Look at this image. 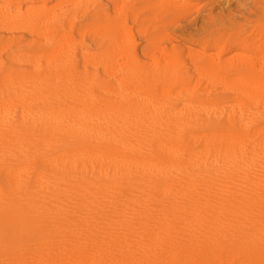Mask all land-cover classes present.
<instances>
[{"label":"bare ground","instance_id":"6f19581e","mask_svg":"<svg viewBox=\"0 0 264 264\" xmlns=\"http://www.w3.org/2000/svg\"><path fill=\"white\" fill-rule=\"evenodd\" d=\"M129 1L127 3H129ZM48 2H50V1L48 0ZM104 2H103V4H104ZM260 2H262V1L261 0H254V7H253L254 9L250 8V11L252 12L251 9H253L256 13L258 11L264 12V4L259 5ZM83 3H85V2H83ZM96 3H97V0H96ZM193 3L188 1V0H138V5H140L142 7L146 6V7L150 8L152 6V7L159 8L160 10L161 9L166 10L163 13L162 19H164L166 21L169 20V21H167L168 23L165 21L166 24L162 23L163 24L162 26L160 25L162 28H165V29L167 26L172 25L174 21L183 20L184 18H186L187 16L192 14L194 12L192 7L195 4V3L194 4ZM22 4L23 3H21V5ZM108 4H111V3H108ZM92 5H93V3H92ZM100 5H101V3H100ZM22 6H24V4ZM47 6L48 5H46V7ZM105 6H108V5L105 4ZM110 6H112V5H110ZM15 7H18V6H15ZM84 7H85V5H84ZM196 8H195V10H196ZM105 9H106V7H105ZM123 9H124L123 11H125V8H123ZM100 10H101V8H100ZM120 10L122 12V9H120ZM140 10H142V9H140ZM148 10H146V11H148ZM79 11H77V12H79ZM82 11H83V9H82ZM68 12H69V10H68ZM88 12H89V10H88ZM92 12H94V11L92 10ZM115 12H116V10H115ZM241 12H242V10H240V14H241ZM107 13H109V12H107ZM56 14H58V13L56 12ZM69 14L72 15V12ZM252 14H253V12H252ZM17 15H19V14H17ZM135 15H137V14H135ZM109 16H110V14H109ZM113 16H115V15H113ZM62 17H64V15ZM122 17L123 18L121 21V25H122L121 29L124 28V30H125V25L127 24L130 17L127 14L122 15ZM220 17H218V18H220ZM256 17L258 18V16H256ZM89 18H87V19H89ZM132 18H133V16H132ZM189 18H190V16H189ZM195 18H196V16H195ZM156 19H158V17ZM187 19H188V17H187ZM243 19L244 18H242V20ZM59 20L60 19H58L56 21H59ZM132 20H134V19H132ZM68 21H69V19H68ZM73 21H74V18H73ZM107 21H109V20H107ZM139 21L141 22V20H139ZM219 21H220V19H219ZM222 21H223V19H222ZM153 22H154V20H153ZM228 23H230V22H228ZM84 24H86V23H84ZM147 24L148 23H146V25ZM68 25H70V24H68ZM71 25H72V23H71ZM146 25H145V27H146ZM238 25L239 24H237V26ZM94 26L96 27V24ZM98 26H99V24H98ZM108 26H110V25H108ZM150 26H152V24ZM57 27L59 29L60 26H57ZM128 27H130V25ZM217 27H219V26H217ZM34 28H35V26H34ZM79 28H82V27H79ZM104 28H102V29H104ZM107 28H109V27L106 26V29ZM254 28H256V27L254 26L252 30H254ZM60 29H62V28H60ZM72 29L74 30L75 28H72ZM82 29H86V28H82ZM98 29H100V28H98ZM144 29L145 28H143V30ZM137 30H139V29H137ZM154 30L155 29H153V31H150V32L152 33V32H154ZM164 30H163V32H164ZM168 30H170V29H168ZM229 30H231V29H229ZM62 31H61V34H62ZM69 31L71 32V29H69L67 32H69ZM140 31H141V29H140ZM160 32H162V31H160ZM239 32H238V34H239ZM4 33H6V32H4ZM33 33H34V31H33ZM73 33H75V32H73ZM141 33L142 32H140L139 34H141ZM207 33H210V32L208 31ZM215 33H216V31H215ZM255 33H256V31H255ZM260 33H261V30H260ZM260 33L258 32L257 34L260 35ZM6 34H8V33H6ZM102 34H104V33H102ZM113 34H114V32H113ZM163 34H161V35H163ZM227 34H229V33H227ZM65 35H66V33H65ZM86 35H88V33ZM134 35H135V32H134ZM144 35H146V34H144ZM156 35L158 36V32H157V34H155V37H156ZM221 35H222V33H221ZM259 35L257 38H259ZM261 35H262V33H261ZM93 36L95 37V35H93ZM153 36H154V34H153ZM145 37H143V39ZM169 38H170V40H173L172 37H169ZM174 38H176V37H174ZM248 38L249 37L242 39L237 44L241 45V44H245V43L249 42ZM54 39L55 38L53 36L49 37V40H50L49 42H51V43L54 42V46H55V41H53ZM80 39H82V38L80 37ZM162 39H164V38H162ZM134 40H135V37H134ZM215 40H217V39H215ZM215 40H213V41H215ZM96 41H98V40H96ZM112 41H114L113 42L114 44L110 50L108 49L110 51L109 52L110 56H109V58L106 59L107 62H105L106 60H104L105 64H108L110 69H112V71H113L112 73H109V74H106L105 76H103L104 79H106L107 81L110 80L109 83L111 82V80L114 81L113 80L114 78L116 79L115 74H113V73L122 71L125 68V66L129 65L130 62H132L133 60H135V61L137 60L136 58L134 59V57H137V56H135V48L133 47L134 44L131 43L132 39H131V42H129V39L126 42L124 41V39H121V41L124 42V44H122V45H119L118 41H115V40H112ZM161 42H160V46H161ZM167 42L168 41L166 40V43ZM45 43H47V42H45ZM163 43H165V42L163 41ZM47 44H49V43H47ZM86 44H84V47ZM131 44H133L132 47L128 48L129 46H131ZM179 44L181 45L182 42ZM207 44H208V41H207ZM157 45H159V44H157ZM180 45H178V46H180ZM210 45H211V43H210ZM218 45H219V43H218ZM185 46H186V44H185ZM46 47H48V46L46 45ZM76 48H77V46H76ZM155 48L156 47H154L153 51L155 50ZM164 48H166V47H164ZM171 48H174V50H175L174 46ZM188 48L186 46V50ZM70 49H72V48H70ZM77 49H79V48H77ZM82 49H83V47H82ZM94 49H95V47H94ZM101 49H102V47H101ZM168 49H167V51H168ZM258 49H259V45L257 43H254L253 51L258 52ZM44 50H46V48ZM79 50H81V49H79ZM39 51L41 52V50H39ZM63 51H66V50H63ZM81 51H83V50H81ZM88 51L90 52V49H88ZM91 51H93V49ZM195 51H197V50H195ZM233 51H235V50H233ZM141 52H142V50H141ZM162 52H163V50H162ZM184 52H185V50H184ZM228 52H227V54H228ZM23 53H26V52H23ZM75 53H76V51H75ZM145 53L146 52H144V55H145ZM194 53H196V52H194ZM71 54H73V53H70V56H71ZM81 54H84V53L82 52ZM94 54H95V52H94ZM163 54H164V52H163ZM237 54H241V53L237 52ZM18 55H20V54H18ZM93 55H91V56H93ZM122 55H125V58H126V60L124 62H121L120 58H119V56H122ZM139 55H140V53H139ZM177 55H178V53H177ZM177 55H173L171 57V59L168 58V59H170V61H168L165 64V66L162 70L165 71V73L166 72L171 73V77H170V79H168V83H167L168 86H170V91H168V92L173 93L174 91H178L176 96H178V94L182 96V94H183L182 92H184V90H185L186 76L185 77L182 76L184 65L181 64V61L180 62L178 61ZM180 55H178V57ZM62 56L64 58V55H62ZM96 56L97 55H95V57ZM186 56H188V55L186 54ZM193 56H191V57L193 58ZM79 57H81V56H79ZM247 57H250V56H248V54H247ZM60 58H62V57L60 56ZM73 58H76V57H73ZM94 58H93V60L95 61V63L99 62V61L95 60L97 58H95V59ZM146 58H148V57H146ZM153 58L155 59V57H153ZM158 58L159 57H157V59ZM232 58H234L233 63L231 62V63H226V64L222 65L220 62L221 61L220 60V53H218V52H217V54H213V53L207 54V53H202V52L198 53V57H197L198 60H196L194 62H198V61L201 62L202 61V63H203V61L205 60V61H207V63H204L201 67L197 64L199 67H195V71L199 75H206L207 74L209 76H212L215 78V80L217 77H220L221 80L223 82H226L227 84H228L227 81L230 77H234V79H232L234 81L247 82V83H245L247 89L244 87L245 85L242 84L243 87L245 88V90L241 91L242 92L241 95H243V97H244V95L247 94V96L245 95L247 102L249 100L251 102H253L255 104L254 106H256L257 109L259 107L263 106V112H264V83H263L264 81H262V78H264V56L261 59H255V58H252V55H251L250 58H247V59L243 58L241 60H238L237 62H235V57H232ZM7 59L8 58H6V61H7ZM77 59H82V58H77ZM149 59H150V57H149ZM227 59H226V61H227ZM102 60H103V58H102ZM102 60H100L101 61L100 63L103 62ZM16 61L18 62V60H16ZM41 62H44V61H41ZM48 62H50L49 59H48ZM83 62H85V60ZM138 62H139V60H138ZM139 63L141 64V61ZM153 63H155V62H153ZM161 63H162V61H161ZM222 63H225V62H222ZM0 64H2V63H0ZM59 64H61V63H59ZM131 65L132 64H130V66ZM141 65H139V67ZM143 65H145V64L143 63ZM7 66H9V65H7ZM28 66H29V64H28ZM86 66H88V68H89L90 65H86ZM151 66L152 65H150L149 68ZM189 66H192V65H189ZM54 67H56V66H54ZM156 67H157V65H156ZM94 68H96V67H94ZM128 68H129V66H128ZM128 68H127V70H129ZM82 69H83V63H82ZM102 69H103V67H102ZM102 69H101V71H104V69L103 70ZM73 70H75V69H73ZM144 70H146V68ZM184 70L187 71L188 69H184ZM67 71L68 70H66L65 72H67ZM147 71H148V69H147ZM147 71H145V72H147ZM45 72H46V70H45ZM45 72L43 71L44 74H45ZM47 72H48V70H47ZM69 72L70 71H68V73ZM73 72L74 71H72V73ZM80 72H79V75H80ZM106 73H108V72H106ZM170 73H169V75H170ZM245 73L256 75L258 77H255V79H247L245 81L241 80L242 79L241 77H243V75ZM47 74L48 73H46V76H47ZM92 74H94V73H92ZM187 74H185V75H187ZM191 74H192V72H191ZM53 75H55V74H53ZM73 75H75V74L73 73ZM125 75H127V74H125ZM162 75H164V74H162ZM162 75H161L160 79H162ZM48 76H50V75L48 74ZM92 76H94V75H92ZM150 76H151V74H150ZM245 76H246V74H245ZM74 77H76V76H74ZM79 77H76V78H79ZM97 77H99V76H96V78ZM139 77H141L140 74H139ZM14 78H13V80H14ZM43 78H45V77L43 76ZM43 78L40 77L39 80H42ZM52 78H53V76H52ZM52 78L50 80H53ZM56 78H57V76H56ZM66 78H67V75H66ZM86 78H87V76L85 77V79ZM100 78H102V77L100 76ZM151 78L152 77H150V80H151ZM166 78H169V76H166ZM243 78H245V77H243ZM31 79H33V78H31ZM62 79H60V80H62ZM68 79L71 80V78H68ZM73 79H75V78H73ZM87 79L91 81V79H89V78H87ZM118 79H120V78H118ZM152 79H154V77ZM39 80H37V81L41 82ZM77 80L79 82L80 79H77ZM106 80L104 81L102 78L101 81L106 82ZM156 80H157V78H156ZM196 80H198V78ZM28 81H29V79H28ZM55 81H57V79ZM58 81H59V78H58ZM97 81H98V79H97ZM161 81L163 82V86H165L166 84L164 85V80H161ZM8 82H9L8 76H4L2 79L0 77V86L5 85ZM82 82H83L82 84L85 83L84 81H82ZM86 82H88V81H86ZM144 82H145L144 83L145 86H148V87L144 86L145 87L144 91H146V92L148 91V93L151 95V97H150V95H146V92L141 90L142 88H140L141 91H138V86L135 84L132 86L131 84H129L128 81H126V83H127L126 86L123 85L122 80H118L116 82H113V84H112L113 88L111 87L112 89L109 88V90H106V91L105 90H101V91L93 90L94 87H96L100 84V83H98V84L93 83L87 87L86 92L83 91L85 93H82V92L80 93V94H82V99L80 100V103H77L81 106V108L79 110H76L77 105H74L76 102H78L77 100L79 99L78 95H76L74 97H70L68 99L58 101V102L64 103V105L67 107L65 109L61 108L62 110L60 113L55 114L56 113L55 110L54 111H49V110L46 111L45 110L46 112L43 111L38 116H33L31 114L30 110H27L26 108L23 109L24 107L21 108V106H24L26 104H30V102H28V100H26V99L23 100L22 98H21L22 99L21 100L18 97V95H16V94L11 93V92L10 93H7V92L4 93V91H3L5 96H7V97H5L4 94L0 91L1 94H3V96H4V98H1L2 96L0 95L1 96L0 97V124H1L0 125V166L1 165H5V166L7 165L8 168L5 167L6 170H11V168L14 170L13 174L11 173L9 178L7 176L2 178L3 181L8 179L10 184H12V188H13L12 192H7V190L4 189L6 187L2 188L4 190H3V193L1 196L2 205H0V208H1L0 209V224H1V227L4 228L9 233V235H7L8 237H7V241H6L8 244V255L6 256V261H4L5 264H224V263L232 264L235 262L237 257H238V259L242 258V257H243V259L246 258L245 260H248L249 258L252 257V256L249 257L251 252L249 253V251L246 249V247L248 246L249 236L244 235L242 233L231 235L230 233H227V232H230L232 230L231 232L233 234V232H234L233 230H235V229L241 230V229H246V228H248V229L254 228L255 229L256 227H259V226L264 227V136L261 137V135H260L261 132H256L254 134H251L250 131L248 130L249 128L247 127L248 123L249 122L251 123V120L254 119L253 116H255V115L252 116L253 119L248 118V120L247 119L245 120V118H243V116H242L243 114L240 115L239 113H238V116H236L237 115V113H236V115H234V116L232 115V116L228 117L229 122L233 121V122L238 123L240 125V129H241L240 131L218 132L220 129L218 131H214L211 128L213 130V132L210 130L211 133L209 132L208 134H206L203 131L202 135L194 136L192 134H195V132L192 129H194L197 125H199V128H200V126L201 127L206 126L209 123H203L202 122L199 124L198 119L195 118V116H192L193 114L192 115L188 114L187 116H185L184 110H188V108H190L191 101H188V99H186V100L185 99H181V100L177 99L174 102H170L171 103L170 104L168 100H169L171 95L169 96L168 93H167L168 95H164L165 93L163 94V97L165 99H163V98L157 99V98H155V94H154V96L152 94H153V91L158 88V85L152 83L153 81H151V83H150L149 80L144 81ZM154 82H155V80H154ZM162 82H161V84H162ZM203 82H205V81H203ZM27 83H24V84H27ZM79 83H81V82H79ZM31 84H32V82H31ZM10 85H12V84H9V86ZM16 85H18V84L16 83ZM47 85H48V83H47ZM86 85H88V83H86ZM140 85H142V84H140ZM208 85H211V84H208ZM242 85H240V86H242ZM32 86H31V88L33 89ZM45 86H46V84H45ZM79 86L81 89L82 88L81 85H79ZM84 86H85V84H84ZM222 86H223V84H222ZM36 87H37V85H36ZM61 87H63V86H61ZM99 87H100V85L98 86V88ZM192 87H193V85H192ZM217 87H219V86H217ZM228 87H226V88H228ZM209 88H210V86H209ZM216 88H215V91H216ZM222 88H221V90H217V91H222ZM226 88L225 89L223 88V89L226 91L227 90ZM251 88L253 89V92L249 91V90H252ZM51 89H53V88H51ZM57 89H59V88H57ZM80 89L77 88V90H80ZM150 89L153 91H151ZM23 90L21 91L22 93H23ZM35 90H37V89H35ZM42 90H43V88H42ZM42 90H40V91L42 92ZM92 90L94 92L97 91L98 93H102L101 95H103V97H101V98L95 97L94 95H92ZM234 90H236V89H234ZM202 91H203V89H202ZM38 92L39 91H37V94H38ZM157 92H159V90ZM190 92H191V90H190ZM207 92H209V90ZM56 93H57V91H56ZM161 93H158L156 95H158V97H159V95ZM213 93H211V94H213ZM217 93H220V92H217ZM37 94H36V96H38ZM72 94L73 93H71V95ZM186 94H187V92H186ZM205 94H207V93L205 92ZM64 95H63V97H64ZM193 96L197 97V95H193ZM26 97H27V95H26ZM51 97H53V96H51ZM51 97H49V98H51ZM153 97H154V99H153ZM194 97H192V98H194ZM233 97H235V95ZM247 97H248V99H247ZM23 98H24V96H23ZM57 98L59 99V97H57ZM183 98H185V97H183ZM187 98H188V96H187ZM202 98H204V97H202ZM230 98H232V96ZM235 98H237V96ZM249 98H251V99H249ZM161 99H163V100H161ZM198 99H200V98H198ZM243 100H244V98H243ZM246 100H244V101H246ZM166 101H168V102H166ZM198 101H200V100H198ZM206 101H207V99H206ZM208 101H210V100H208ZM211 101H212V98H211ZM217 101H220V100H217ZM224 101H226V100L224 99ZM232 101H233V99H231L230 103ZM244 101H242V102H244ZM175 102L177 104L181 105L180 110H178L179 108L177 107L178 108L177 112L175 109H174L175 111L173 110V106H172V104L176 105ZM201 102H202V99H201ZM36 104H38V103H36ZM226 104H228V103H226ZM246 104L249 107L250 104H248V103H246ZM244 105H245V103H244ZM46 106H47V104H46ZM65 106H63V107H65ZM201 106H203V105H201ZM210 106L211 105H209V107ZM212 106H216V105L213 104ZM147 107H149L150 109L148 110V112L145 113L144 111ZM203 107L205 108V106H203ZM204 108L201 107L200 110L202 111V109H204ZM229 108H231V107H229ZM232 108H234V107H232ZM243 108L245 110H249L248 108L246 109V106ZM254 108L255 107H253V111L255 110ZM34 109H36V108H34ZM193 109L195 110V108H193ZM196 109H197V107H196ZM207 109L203 111L205 115L207 114V112L205 113V111H208ZM209 109L211 110L213 108H209ZM217 109H215V110L213 109L215 112L214 111H212V112L215 114ZM223 109L221 110V112L223 111ZM190 110H188V111H190ZM137 112L141 114V116L138 119L134 118V115ZM217 112H219V111H217ZM249 112H250V110H249ZM254 112H255L254 114H256V111H254ZM64 113H66V114L67 113H76L77 115H79V119L74 120L69 115L65 116L66 114L64 115ZM148 113H149V115L151 114V116H149ZM258 113H260V112H258ZM140 114H137V115H140ZM244 114H246V113H244ZM137 115H135V116H137ZM215 115H217V114H215ZM197 116H199V115H197ZM206 117H210V115L205 116V118ZM211 117H212V115H211ZM249 117H251V116H249ZM77 118H78V116H77ZM217 118H216V120H217ZM225 118H227V117L225 116L224 119ZM135 119H137V121H134ZM202 121H204V120H202ZM207 121H210V120H207ZM207 121H205V122H207ZM254 121H255V119H254ZM199 122H201V120H199ZM215 125H216V123H215ZM197 127L195 129H197ZM257 128H259V127H257ZM261 128H259V129H261ZM152 129H157V131L159 130V132H160V133L157 132L158 137L154 140L151 138L152 137L151 133L153 132ZM256 129H255V131H256ZM250 130H251V128H250ZM190 131L191 132L193 131L192 134L190 133ZM198 131L200 132V130H198ZM206 132H208V131H206ZM263 135H264V133H263ZM51 151H53V152H51ZM46 155H48L47 159L44 160L46 163V168H44L45 171L44 172L42 171V173H43L42 174L40 172V169L38 168V163L41 159L45 158ZM41 165H42V163H41ZM2 169H3V167H2ZM5 172L6 171H4L3 174ZM8 173H10V172L8 171ZM50 179L52 181H50ZM6 184L9 185L8 183H6ZM189 220H191V227L192 228L197 227V226H202V228L204 227V228H207L210 230H214L212 232L213 233L215 232L214 233L215 235H213V234L212 235H202V236L198 235L196 237L195 236H185L183 238L170 237L167 239H163L164 237H160L162 239H158V241H156V242H158V245H155V247L150 248L148 253H146V254L143 252L144 254H142V255L139 253H134V252L127 253L125 251H122L119 247H117L120 245H116V248H119L116 251L112 249V246H113L112 243L115 240H117L114 237L115 231L117 233L119 231H121L122 229H134V231H135V229H137V228L141 229V231H148L149 229H161L163 231H168V227L170 224H177L178 226H176V227H180V225H182L185 221H189ZM261 231L262 230H260V232ZM196 232H198V231H196ZM212 232H210V233H212ZM251 233H253V232H251ZM133 235H135V234H133ZM137 236H138V234H137ZM118 238H120V237H118ZM131 238H130V243L132 241ZM127 240H128L127 242L129 243V239H127ZM257 241H259V240H257ZM121 242H123V238H122V241H119L117 243H121ZM134 242H135V240H134ZM126 243H124V244H126ZM131 245L132 244H130V246ZM160 245H162L163 247H160ZM237 246H239V247L236 249ZM234 247L237 250V252L234 251ZM161 249H163V250H161ZM253 249L255 250L256 248H253ZM136 252H138V251H136ZM257 253L260 254L259 252H257ZM240 260H242V259H240ZM247 262H249V261H247ZM247 262H244V264H247ZM250 262L254 263L255 261L254 262L250 261ZM236 263H237V260H236ZM240 264H242V263H240ZM259 264H262V263H259Z\"/></svg>","mask_w":264,"mask_h":264},{"label":"rangeland","instance_id":"374dc122","mask_svg":"<svg viewBox=\"0 0 264 264\" xmlns=\"http://www.w3.org/2000/svg\"><path fill=\"white\" fill-rule=\"evenodd\" d=\"M0 77L1 79L4 77V76H8L9 78V82L5 85H1L0 86V91L3 93L7 92V93H14L16 95H18V97L21 99H26L28 100V102H30V104H26L24 106H21V108L23 109H27V110H30L31 114L33 116H38L41 114V112H46V111H54L55 110V114L57 113H60L62 109H65L67 108L64 103L62 102H58V101H62L64 99H68L70 97H74L76 95H78V102H76L74 105H77V108L76 110H79L81 108V106L77 103H80V100L82 99V94H80L81 92L82 93H85L86 92V89L88 86H90L91 84L93 83H100V87L98 88V86L94 87L93 90H97V91H101V90H109L112 89V84L113 82H116L118 80H122V83L124 86H126V81L129 82V84H131L132 86L135 84L138 86V91H144L145 87H148V86H145V82L144 81H147L149 80L150 83L151 81H153L152 83L154 84H157L158 85V88L156 90H151L153 91V96L155 94V98H163V94L164 95H168L170 96L169 98V103L170 102H174L175 100L177 99H188V101H191V104H190V108H188V110H184L185 112V116H187L188 114H193L192 116H195V118L198 119V123H209L208 125L206 126H200L199 128V125H197V129H192L194 130L195 134H192V132L190 131V133L194 136H198V135H202L203 134V131L204 133L208 134L209 132L211 133V131L213 132L214 131H219L218 132H228V131H240V125L238 123H235L233 121H230L229 122V118L230 116H238V113L240 115L243 116V118H245V120L248 118H252L254 117L253 120H251V123L249 122L248 123V130L250 131L251 134H254L256 132H261V137L264 136L263 133H264V112H263V106L259 107L258 110L256 106H254L255 104L253 102H251L250 100L247 102L246 100V97L245 95L247 96V94L244 95H241V91L245 90L246 88V85L245 83L247 82H238V81H234L232 79H234V77H230L228 79V84L226 82H223L221 80L220 77H217L216 80L214 77L212 76H209V75H199L197 74V72L195 71V67H201L204 63H207V61H198V62H194L197 59L198 57V53H207V54H217L220 53V62L221 64H226V63H233L234 62V58L232 57H235V62H237L238 60H241V59H247V58H250L251 55H252V58H255V59H261L263 56H264V12L263 11H258L257 13L253 10L254 8V0H188L190 2H194L193 4V10L194 12L192 14H190V18L189 16L188 19L187 17L184 18L183 20H180V21H172L173 24L170 25V26H167L166 29L165 28H162L161 26L163 25L162 23L166 24L164 19H162V16H163V13L164 11L166 10H160L159 8H156V7H146V6H140L138 5V0H97V3H96V0H49L50 2H48V0H0ZM3 1V2H2ZM33 1V2H32ZM46 1V2H45ZM82 1V2H81ZM105 1V2H104ZM129 1V3H127ZM262 2L259 3V5L261 4H264V0H261ZM67 2V3H66ZM79 2V3H78ZM81 2V3H80ZM85 2V3H83ZM93 5H92V3ZM104 2V4H103ZM115 2V3H114ZM133 2V3H132ZM135 2V3H134ZM8 3V4H7ZM21 3L24 4V6L21 5ZM27 3V4H26ZM38 3V4H37ZM70 3V4H69ZM101 3V5H100ZM108 3H111V4H108ZM197 3V4H196ZM3 4V5H2ZM10 4V5H9ZM58 4V5H57ZM61 4V5H60ZM69 4V5H68ZM108 5V6H105ZM2 5V6H1ZM46 5H48L46 7ZM60 5V6H59ZM81 5V6H80ZM85 5V7H84ZM87 5V6H86ZM91 7H90V6ZM97 5V6H96ZM112 5V6H110ZM120 5V6H119ZM198 5V6H197ZM5 6V7H4ZM15 6H18V7H15ZM44 6V7H43ZM59 6V7H58ZM66 6V7H65ZM110 6V7H109ZM128 6V7H127ZM195 6V7H194ZM27 7V8H26ZM55 7V8H54ZM64 7V8H63ZM75 7V8H74ZM82 7V8H81ZM88 7V8H87ZM93 7V8H92ZM95 7V8H94ZM106 7V9H105ZM116 7V8H115ZM122 7V8H121ZM198 9H197V8ZM7 8V9H6ZM12 8V9H11ZM18 8V9H17ZM54 8V9H53ZM68 8V9H67ZM101 8V10H100ZM110 8V9H109ZM125 8V11H123ZM196 8V10H195ZM250 8H253L251 9L252 12L250 11ZM21 11H20V10ZM57 9V10H56ZM61 9V10H60ZM83 9V11H82ZM105 9V10H104ZM112 9V10H111ZM116 12H115V10ZM122 9V12L121 10ZM127 9V10H126ZM142 9V10H140ZM149 9V10H148ZM244 9V10H243ZM23 10V11H22ZM32 10V11H31ZM69 10V12H68ZM80 10V11H79ZM87 10V11H86ZM89 10V12H88ZM92 10L94 12H92ZM148 10V11H146ZM199 10V11H198ZM240 10H242L241 14H240ZM54 11V12H53ZM74 11V12H73ZM79 11V12H77ZM85 11V12H84ZM91 11V12H90ZM112 11V12H111ZM136 11V12H135ZM248 11V12H247ZM56 12L58 14H56ZM60 12V13H59ZM72 12V15L69 14ZM77 12V13H76ZM96 12V13H95ZM106 14H105V13ZM109 12V13H107ZM118 12V13H117ZM120 12V13H119ZM127 14L130 18L127 22V24L125 25V30L124 28L121 29V21H122V15H125ZM161 12V13H160ZM201 12V13H200ZM232 12V13H231ZM49 13V14H48ZM90 13V14H89ZM112 13V14H111ZM123 13V14H122ZM195 13V14H194ZM199 13V14H198ZM256 13V14H255ZM19 14V15H17ZM77 14V15H76ZM81 14V15H80ZM85 14V15H84ZM108 14V15H107ZM110 14V16H109ZM122 14V15H121ZM137 14V15H135ZM232 14V15H231ZM252 14V15H251ZM255 14V15H254ZM58 15V16H57ZM64 15V17H62ZM71 15V16H70ZM75 15V16H74ZM115 15V16H113ZM150 15V16H149ZM224 15V16H223ZM14 16V17H13ZM73 16V17H72ZM107 16V17H106ZM133 16V18H132ZM194 18H193V17ZM196 16V18H195ZM198 16V17H197ZM221 16V17H220ZM250 16V17H249ZM252 16V17H251ZM255 16V17H254ZM258 16V18L256 17ZM9 17V18H8ZM19 17V18H18ZM47 17V18H46ZM60 17V18H59ZM67 17V18H66ZM83 17V18H82ZM90 17V18H89ZM105 17V18H104ZM109 17V18H108ZM112 17V18H111ZM140 17V18H139ZM146 17V18H145ZM158 17V19H156ZM208 17V18H207ZM220 17V18H218ZM225 17V18H224ZM233 17V18H232ZM235 17V18H234ZM244 18L242 20V18ZM31 18V19H30ZM73 18H74V21H73ZM89 18V19H87ZM104 18V19H103ZM213 18V19H212ZM216 18V19H215ZM239 20H238V19ZM246 18V19H245ZM60 19L59 21H56ZM69 19V21H68ZM76 19V20H75ZM79 19V20H78ZM82 19V20H81ZM111 19V20H110ZM116 19V20H115ZM120 19V20H119ZM134 19V20H132ZM151 19V20H150ZM156 19V20H155ZM196 19V20H195ZM210 19V20H209ZM220 19V21H219ZM223 19V21H222ZM16 20V21H15ZM24 20V21H23ZM46 20V21H45ZM63 20V21H62ZM71 20V21H70ZM78 20V21H77ZM109 20V21H107ZM141 20V22L139 21ZM154 20V22H153ZM227 22H226V21ZM236 20V21H235ZM20 21V22H19ZM24 23H23V22ZM31 21V22H30ZM37 21V22H36ZM68 21V22H67ZM73 21V22H72ZM138 21V22H137ZM151 21V22H150ZM169 21V20H167ZM166 21V22H167ZM189 21V22H188ZM2 22V23H1ZM43 22V23H42ZM108 22V23H107ZM112 22V23H111ZM119 22V23H118ZM180 22V23H179ZM220 22V23H219ZM230 22V23H228ZM239 22V23H238ZM261 22V23H260ZM48 23V24H47ZM72 23V25H71ZM86 23V24H84ZM146 23H148L146 25ZM161 23V24H160ZM168 23V22H167ZM193 23V24H192ZM215 23V24H214ZM51 26H50V25ZM70 24V25H68ZM88 24V25H87ZM96 24V27L94 26ZM99 24V26H98ZM101 24V25H100ZM105 24V25H104ZM107 24V25H106ZM133 24V25H132ZM152 24V26H150ZM157 24V25H156ZM176 24V25H175ZM219 24V25H218ZM235 26H234V25ZM237 24H239L237 26ZM24 25V26H23ZM76 25V26H75ZM90 25V26H89ZM110 25V26H108ZM130 25V27H128ZM146 25V27H145ZM155 25V26H154ZM161 25V26H160ZM181 25V26H180ZM225 25V26H224ZM227 25V26H226ZM230 25V26H229ZM261 25V26H260ZM35 26V28H34ZM47 26V27H46ZM57 26H60L59 29ZM62 26V27H61ZM68 28H67V27ZM73 26V27H72ZM75 26V27H74ZM98 26V27H97ZM102 26V27H101ZM106 26L109 27L106 29ZM144 26V27H143ZM172 26V27H171ZM213 26V27H212ZM219 26V27H217ZM222 26V27H221ZM245 26V27H244ZM256 27L253 29V27ZM39 27V28H38ZM57 27V28H56ZM79 27H82V28H86V29H82V28H79ZM105 27V28H104ZM128 29H127V28ZM145 28L143 30V28ZM216 27V28H215ZM221 27V28H220ZM248 27V28H247ZM49 28V29H48ZM51 28V29H50ZM62 28V29H60ZM72 28H75L74 30ZM92 28V29H91ZM100 28V29H98ZM104 28V29H102ZM158 28V29H157ZM160 28V29H159ZM172 28V29H171ZM262 28V29H261ZM69 29H71V32H67ZM133 29V30H132ZM136 29V30H135ZM139 29V30H137ZM141 29V31H140ZM150 29V30H149ZM154 32H150V31H153ZM165 29V30H164ZM170 29V30H168ZM207 29V30H206ZM217 29V30H216ZM231 29V30H229ZM237 29V30H236ZM251 29V30H250ZM258 29V30H257ZM44 30V31H43ZM63 30V31H62ZM66 32H65V31ZM91 30V31H90ZM106 30V31H105ZM108 30V31H107ZM110 30V31H109ZM127 30V31H126ZM164 30V32H163ZM167 30V31H166ZM222 30V31H221ZM225 30V31H224ZM235 30V31H234ZM260 30H261V33H260ZM20 31V32H19ZM31 31V32H30ZM34 31V33H33ZM61 31H62V34H61ZM80 31V32H79ZM117 31V32H116ZM130 31V32H129ZM133 31V32H132ZM162 31V32H160ZM206 31V32H205ZM210 32V33H207V32ZM216 31V33H215ZM240 31V32H239ZM242 31V32H241ZM252 31V32H251ZM256 31V33H255ZM8 34H6V33ZM23 32V33H22ZM28 32V33H27ZM52 34H51V33ZM75 32V33H73ZM107 32V33H106ZM114 32V34H113ZM122 32V33H121ZM134 32H135V36L134 35ZM140 32H142L141 34H139ZM144 32V33H143ZM149 34H148V33ZM158 32V36L156 35L155 37V34H157ZM166 32V33H165ZM171 32V33H170ZM214 32V33H213ZM233 32V33H232ZM239 32V34H238ZM250 32V33H249ZM260 33L257 34V33ZM21 33V34H20ZM66 33V35H65ZM69 33V34H68ZM81 35H80V34ZM83 33V34H82ZM88 33V35H86ZM104 33V34H102ZM138 33V34H137ZM163 35H161V34ZM222 33V35H221ZM225 33V34H224ZM229 33V34H227ZM28 34V35H27ZM54 34V35H53ZM59 34V35H58ZM73 36H72V35ZM122 34V35H121ZM126 34V35H125ZM146 34V35H144ZM154 34V36H153ZM166 34V35H165ZM238 34V35H237ZM56 35V36H55ZM58 35V36H57ZM90 35V36H89ZM95 35V37L93 36ZM105 35V36H104ZM117 35V36H116ZM129 35V36H128ZM133 35V36H132ZM144 35V36H143ZM151 35V36H150ZM162 37H161V36ZM170 35V36H169ZM174 35V36H173ZM214 35V36H213ZM219 35V36H218ZM226 35V36H225ZM233 35V36H232ZM236 35V36H235ZM241 35V36H240ZM259 35V38H257ZM53 36L55 39L53 41H55V46H54V42L51 43L49 42V37ZM72 36V37H71ZM99 36V37H98ZM123 36V37H122ZM146 36V37H145ZM160 36V37H159ZM224 36V37H223ZM252 36V37H251ZM39 37V38H38ZM68 37V38H67ZM71 37V38H70ZM80 37L82 39H80ZM103 37V38H102ZM118 37V38H117ZM134 37H135V40H134ZM143 37H145L143 39ZM150 37V38H149ZM154 37V38H153ZM169 37H172L173 40H170ZM176 37V38H174ZM210 37V38H209ZM212 37V38H211ZM214 37V38H213ZM219 37V38H218ZM224 39H223V38ZM249 37V42L245 43V44H241V45H238L237 43L240 42L242 39L244 38H247ZM34 38V39H33ZM57 38V39H56ZM112 38V39H111ZM129 39V42H131V39H132V42L134 44V48H135V56L137 57H134V59L136 58L137 62L135 60H133L132 62L129 63V65L125 66V68L120 71V72H115L113 74H115V77L116 79L114 78L111 82L109 83L110 80H106L104 79L103 76H105L106 74H109V73H112V69H110V67L108 66V64H105V62H107V58H109L110 56V49L112 48L113 46V42L112 40H115V41H118V44L119 45H122L124 44V42L121 41V39H124V41L126 42L128 39ZM164 38V39H162ZM206 40H205V39ZM253 38V39H252ZM68 39V40H67ZM111 39V40H110ZM117 39V40H116ZM154 39V40H153ZM177 39V40H176ZM217 39V40H215ZM220 41H219V40ZM3 40V41H2ZM13 40V41H12ZM72 40V41H71ZM89 40V41H88ZM94 40V41H93ZM98 40V41H96ZM140 40V41H139ZM142 40V41H141ZM147 42H146V41ZM160 40V41H159ZM165 43H163V41ZM166 40L168 41L166 43ZM205 40V41H204ZM211 40V41H210ZM215 40V41H213ZM5 41V42H4ZM44 43H43V42ZM100 41V42H99ZM121 43H120V42ZM162 41V42H161ZM182 42V44L180 45L179 43ZM203 41V42H202ZM207 41H208V44H207ZM223 41V42H222ZM233 43H232V42ZM49 44H47V43ZM143 42V43H142ZM159 42V43H158ZM160 42H161V46H160ZM222 42V43H221ZM230 42V43H229ZM11 43V44H10ZM51 43V44H50ZM72 43V44H71ZM87 43V44H86ZM149 43V44H148ZM159 45H157V44ZM177 43V44H176ZM204 43V44H203ZM211 43V45H210ZM217 43V44H216ZM219 43V45H218ZM254 43H257L259 45V49H258V52H254L253 51V45ZM261 43V44H260ZM70 44V45H69ZM78 44V45H77ZM84 44L85 47H84ZM105 44V45H104ZM129 46L128 48L132 47V45ZM163 44V45H162ZM184 44V45H183ZM187 46V50H186V46ZM202 44V45H201ZM40 45V46H39ZM46 45L48 47H46ZM63 45V46H62ZM66 45V46H65ZM68 45V46H67ZM72 45V46H71ZM83 45V46H82ZM139 45V46H138ZM156 45V46H155ZM169 45V46H168ZM180 45V46H178ZM44 46V47H43ZM70 46V47H69ZM79 48L77 49L76 48ZM81 48H80V47ZM89 46V47H88ZM92 46V47H91ZM98 46V47H97ZM155 50L153 51L154 47ZM175 47V50L174 48H171V47ZM184 46V47H183ZM10 47V48H9ZM83 47V49H82ZM87 47V48H86ZM95 47V49H94ZM102 47V49H101ZM110 47V48H109ZM145 49H144V48ZM166 47V48H164ZM183 47V48H182ZM194 49H193V48ZM206 47V48H205ZM221 47V48H220ZM46 48V50L44 49ZM56 48V49H55ZM72 48V49H70ZM75 48V49H74ZM99 48V49H98ZM171 48V49H170ZM203 48V49H202ZM74 49V50H73ZM77 49V50H76ZM88 49H90V52L88 51ZM93 49V51H91ZM98 49V50H97ZM107 49V50H106ZM109 49V50H108ZM41 50V52L39 51ZM44 50V51H43ZM63 50H66V51H63ZM68 50V51H67ZM71 50V51H70ZM96 50V51H95ZM142 50V52H141ZM152 50V51H151ZM164 54H163V52ZM183 50V51H182ZM185 50V52H184ZM192 50V51H191ZM197 50V51H195ZM230 50V51H229ZM235 50V51H233ZM62 51V52H61ZM76 51V53H75ZM105 51V52H104ZM191 51V52H190ZM199 51V52H198ZM226 51V52H225ZM229 51V52H228ZM14 52V53H13ZM19 52V53H18ZM23 52H26V53H23ZM51 52V53H50ZM84 53V54H81V53ZM95 52V54H94ZM108 52V53H107ZM144 52L145 55H144ZM150 54H149V53ZM158 52V53H157ZM160 52V53H159ZM176 52V53H175ZM184 52V53H183ZM187 52V53H186ZM196 52V53H194ZM210 52V53H209ZM225 52V53H224ZM228 52V54H227ZM237 52L241 53V54H237ZM13 53V54H12ZM43 53V54H42ZM47 53V54H46ZM63 53V54H62ZM70 53H73L71 54L70 56ZM97 53V54H96ZM100 53V54H99ZM105 53V54H104ZM140 53V55H139ZM143 53V54H142ZM155 53V54H154ZM166 53V54H165ZM175 53V54H174ZM180 55L178 57V55ZM180 53V54H179ZM183 53V54H182ZM188 56H186V54ZM194 53V54H193ZM235 53V54H234ZM243 53V54H242ZM20 54V55H18ZM22 54V55H21ZM24 54V55H23ZM37 54V55H36ZM68 54V55H67ZM75 54V55H74ZM94 54V55H93ZM137 54V55H136ZM247 54L248 56L250 57H247ZM250 54V55H249ZM13 55V56H12ZM47 55V56H46ZM64 55V58L63 56ZM93 55V56H91ZM95 55H97L95 57ZM103 55V56H102ZM149 55V56H148ZM151 55V56H150ZM154 55V56H153ZM158 55V56H157ZM160 55V56H159ZM173 55H177V58H178V61L180 62L181 61V64L184 65V69H188L187 71L183 69V74L182 76L185 77L186 76V80H185V90L184 92H182V96L185 97L183 98L181 95L178 94V91H174L173 93H169L168 91H170V86H168V79H170L171 77V73L170 72H166L163 71L162 69L164 68L165 64L170 61L171 57ZM194 55V56H193ZM257 57H255V56ZM7 61H6V58ZM19 56V57H18ZM29 56V57H28ZM60 56L62 58H60ZM70 56V57H69ZM76 57V58H73V57ZM81 56V57H79ZM139 56V57H138ZM144 56V57H143ZM164 56V57H163ZM166 56V57H165ZM170 56V57H169ZM190 56V57H189ZM193 56V58L191 57ZM241 56V57H240ZM244 56V57H243ZM69 57V58H68ZM72 57V58H71ZM97 59H95V58ZM101 59H100V58ZM148 57V58H146ZM150 57V59H149ZM155 57V59L153 58ZM157 57H159L157 59ZM185 59H184V58ZM223 57V58H222ZM239 57V58H238ZM259 57V58H258ZM13 58V59H12ZM38 58V59H37ZM50 62H48V59ZM52 58V59H51ZM77 58H82V59H77ZM93 58L99 62L95 63V61L93 60ZM103 58V60H102ZM120 58V61L121 62H124L126 60L125 58V55H122V56H119ZM140 58V59H139ZM170 58V59H168ZM189 58V59H188ZM228 58V59H227ZM20 59V60H19ZM23 59V60H22ZM41 59V60H40ZM58 59V60H57ZM61 59V60H60ZM65 61H64V60ZM67 59V60H66ZM71 59V60H70ZM74 59V60H73ZM77 59V60H76ZM150 61H149V60ZM154 59V60H153ZM158 61H157V60ZM160 59V60H159ZM188 59V60H187ZM225 59V60H224ZM227 59V61H226ZM3 60V61H2ZM18 60V62L16 61ZM37 60V61H36ZM85 60V62H83ZM93 60V61H92ZM102 60L103 62L100 63ZM104 60H106L104 62ZM141 61V64L138 62ZM185 60V61H184ZM229 60V61H228ZM231 60V61H230ZM41 61H44V62H41ZM87 61V62H86ZM91 61V62H90ZM162 61V63H161ZM184 61V62H183ZM188 61V62H187ZM6 62V63H5ZM24 62V63H23ZM31 62V63H30ZM134 62V63H133ZM150 66L152 65L150 68L149 66L146 64V63ZM155 62V63H153ZM190 62V63H189ZM192 62V63H191ZM222 62H225V63H222ZM8 63V64H7ZM13 63V64H12ZM46 63V64H45ZM48 63V64H47ZM61 63V64H58ZM67 63V64H66ZM69 63V64H68ZM82 63H83V69H82ZM86 63V64H85ZM89 63V64H88ZM100 63V64H99ZM138 63V64H137ZM143 63L145 65H143ZM195 63V64H194ZM202 63V64H201ZM29 64V66H28ZM38 64V65H37ZM57 64V65H56ZM79 64V65H78ZM81 64V65H80ZM130 64H132L130 66ZM163 64V65H162ZM199 66H198V65ZM2 65V66H1ZM9 65V66H7ZM68 65V66H67ZM86 65H90L89 68L88 66ZM134 65V66H133ZM137 65V66H136ZM139 65H141L139 67ZM148 67H147V66ZM157 65V67H156ZM162 65V66H161ZM189 65H192V66H189ZM194 65V66H193ZM39 68H38V67ZM43 66V67H42ZM56 66V67H54ZM78 66V67H77ZM93 66V67H92ZM108 66V67H107ZM129 66V68H128ZM146 70H144L145 68ZM160 66V67H159ZM31 69H30V68ZM48 67V68H47ZM67 67V68H66ZM75 67V68H74ZM92 67V68H91ZM96 67V68H94ZM104 69V71H101V69ZM106 67V68H105ZM135 67V68H134ZM137 67V68H136ZM191 67V68H190ZM72 68V69H71ZM86 68V69H85ZM127 68L129 70H127ZM141 68V69H140ZM194 68V69H193ZM70 69V70H69ZM75 69V70H73ZM96 69V70H95ZM102 69V70H103ZM106 69V70H105ZM133 69V70H132ZM139 69V70H138ZM148 69V71H147ZM46 70V72H45ZM48 70V72H47ZM53 70V71H52ZM66 70L70 71L68 73L65 72ZM86 70V71H85ZM88 70V71H87ZM191 70V71H190ZM35 71V72H34ZM37 71V72H36ZM43 71L45 72V74L43 73ZM72 71H74L73 73L75 75H73ZM81 71V72H80ZM83 71V72H82ZM94 73V74H92ZM101 71V72H100ZM110 71V72H109ZM147 71V72H145ZM155 71V72H154ZM157 71V72H156ZM186 71V72H185ZM12 72V73H11ZM56 72V73H55ZM63 72V73H62ZM79 72H80V75H79ZM104 72V73H103ZM108 72V73H106ZM139 72V73H138ZM161 72V73H160ZM192 72V74H191ZM8 73V74H7ZM46 73H48L50 76H46ZM86 73V74H85ZM88 73V74H87ZM117 73V74H116ZM121 73V74H120ZM146 73V74H145ZM170 73V75H169ZM188 73V74H187ZM52 74V75H51ZM55 74V75H53ZM63 76H62V75ZM72 74V75H71ZM82 74V75H81ZM100 74V75H99ZM103 74V75H102ZM127 74V75H125ZM139 74L141 77H139ZM151 74V76H150ZM153 74V75H152ZM159 76H158V75ZM162 75V79H160L161 75ZM187 74V75H185ZM246 74V76H245ZM243 75V77H241L242 79L241 80H247V79H255V77H258L256 75H252V74H248V73H245ZM31 75V76H30ZM33 75V76H32ZM36 75V76H35ZM66 75H67V78H66ZM90 75V76H89ZM94 75V76H92ZM145 75V76H144ZM156 75V76H155ZM189 75V76H188ZM249 75V76H248ZM16 78H14V77ZM43 76L45 78H43ZM53 76V78H52ZM57 76V78H56ZM79 77V78H76V77ZM83 76V77H82ZM87 76V78L91 79L88 80L87 78L85 79V77ZM96 76H99L96 78ZM100 76L103 78L104 81H101L102 78H100ZM125 76V77H124ZM139 78H138V77ZM143 76V77H142ZM154 77V79L151 78L150 80V77ZM166 76H169V78H166ZM192 76V77H191ZM41 78H43L42 80H39ZM47 77V78H46ZM50 77V78H49ZM145 77V78H144ZM249 77V78H248ZM14 78V80H13ZM26 78V79H25ZM33 78V79H31ZM53 79V80H50V79ZM58 78H59V81H58ZM64 80H63V79ZM68 78H71L68 79ZM75 78V79H73ZM84 78V79H83ZM93 78V79H92ZM120 78V79H118ZM147 78V79H146ZM157 78V80H156ZM192 78V79H191ZM198 78V80H196ZM20 79V80H19ZM25 79V80H24ZM29 79V81H28ZM49 79V80H48ZM57 79V81H55ZM62 79V80H60ZM77 79H80L79 83ZM98 79V81H97ZM118 79V80H117ZM129 79V80H128ZM146 79V80H145ZM195 81H194V80ZM214 79V80H213ZM24 80V81H23ZM27 80V81H26ZM37 80L41 81V82H38ZM116 80V81H115ZM143 80V81H142ZM155 80V82H154ZM161 80H164V85L163 86V82ZM188 80V81H187ZM205 82H203V81ZM48 81V82H47ZM61 81V82H60ZM64 81V82H63ZM68 81V82H67ZM84 81L85 83V86L84 84H82ZM88 81V82H86ZM95 81V82H94ZM125 81V82H124ZM194 81V82H193ZM262 81H264V78H262ZM22 82V83H21ZM27 83V84H24V83ZM30 82V83H29ZM32 82V84H31ZM34 82V83H33ZM48 85H47V83ZM52 82V83H51ZM58 82V83H57ZM63 82V83H62ZM67 82V83H66ZM103 82V83H102ZM143 82V83H142ZM157 82V83H156ZM162 82V84H161ZM188 82V83H187ZM202 82V83H201ZM212 82V83H211ZM222 82V83H221ZM16 83L18 85H16ZM38 83V84H37ZM86 83H88V85H86ZM211 84V85H208V84ZM225 83V84H224ZM233 83V84H232ZM264 83V82H263ZM9 84H12L9 86ZM23 86H22V85ZM44 84V85H43ZM46 84V86H45ZM54 84V85H53ZM76 84V85H75ZM111 84V85H110ZM128 84V85H129ZM142 84V85H140ZM202 84V85H201ZM216 84V85H215ZM218 84V85H217ZM223 84V86H222ZM227 84V85H226ZM245 85L243 87V85ZM33 85V86H32ZM37 85V87H36ZM83 88L80 89V86ZM105 85V86H104ZM127 85V86H128ZM161 85V86H160ZM191 85V86H190ZM193 85V87H192ZM197 85V86H196ZM239 85V86H238ZM242 85V86H240ZM7 86V87H6ZM17 86V87H16ZM20 86V87H19ZM31 86L33 87V89L31 88ZM42 86V87H41ZM45 86V87H44ZM54 86V87H53ZM63 86V87H61ZM70 86V87H69ZM145 86V87H144ZM189 86V87H188ZM206 86V87H205ZM210 86V88H209ZM214 86V87H213ZM219 86V87H217ZM221 86V87H220ZM229 86V87H228ZM5 87V88H4ZM15 87V88H14ZM23 87V88H22ZM48 87V88H47ZM76 87V88H75ZM112 87V88H111ZM130 87V86H129ZM162 87V88H161ZM191 87V88H190ZM204 87V88H203ZM217 87V88H216ZM225 89L226 88L227 90L225 91L223 88ZM8 88V89H7ZM13 88V89H12ZM19 88V89H18ZM43 88V90H42ZM53 88V89H51ZM59 88V89H57ZM77 88H79L80 90H77ZM102 88V89H101ZM104 88V89H103ZM140 88H142L140 90ZM203 91H202V89ZM213 90H212V89ZM215 88H216V91L217 90H221L222 88V91H217V92H220V93H217L215 91ZM2 89V90H1ZM8 91H7V90ZM16 89V90H15ZM21 89V90H20ZM24 89V90H23ZM37 89V90H35ZM74 89V90H73ZM196 89V90H195ZM206 89V90H205ZM209 92H207L208 90ZM231 89V90H230ZM236 89V90H234ZM247 89V88H246ZM249 89V88H248ZM252 89V88H251ZM10 90V91H9ZM23 90V93L21 92ZM29 90V91H28ZM33 90V91H32ZM42 90V92L40 91ZM50 90V91H49ZM61 90V91H60ZM65 90V91H64ZM92 90V95H94L95 97H103V95H101L102 93H98L97 91H93ZM159 90V92H157ZM191 90V92H190ZM25 91V92H24ZM36 91V92H35ZM37 91L38 94H37ZM45 91V92H44ZM59 94H57L56 93ZM85 91V92H83ZM164 91V92H163ZM189 91V92H188ZM193 91V92H192ZM196 91V92H195ZM207 94H205V92ZM250 92H253V89L252 90H249ZM0 92V96L1 98H4L3 94H1ZM35 92V93H34ZM50 92V93H49ZM62 92V93H61ZM68 94H66V93ZM76 94H75V93ZM78 92V93H77ZM146 92V91H144ZM162 92V93H161ZM187 92V94H186ZM215 94H214V93ZM234 92V93H233ZM41 93V94H40ZM47 93V94H46ZM53 93V94H52ZM55 93V94H54ZM71 93H73L71 95ZM148 91L146 92V95H150ZM158 93H161L158 97ZM168 93V94H167ZM190 93V94H189ZM195 93V94H194ZM200 93V94H199ZM213 93V94H211ZM232 93V94H231ZM23 94V95H22ZM31 94V95H30ZM36 94L38 96H36ZM46 94V95H45ZM51 94V95H50ZM65 94V95H64ZM192 94V95H191ZM209 94V95H208ZM239 94V95H238ZM27 95V97H26ZM34 95V96H33ZM49 95V96H48ZM62 95V96H61ZM64 95V97H63ZM185 95V96H184ZM190 95V96H189ZM193 95H197V97L193 96ZM208 95V96H207ZM219 95V96H218ZM235 95V97L237 96V98L233 97ZM24 96V98H23ZM53 96V97H51ZM174 96V97H173ZM180 96V97H179ZM188 96V98H187ZM213 96V97H212ZM224 96V97H223ZM232 96V98H230ZM240 96V97H239ZM244 101L243 100V98ZM7 97V96H5ZM38 97V98H37ZM51 97V98H49ZM59 97V99L57 98ZM151 97V95H150ZM178 97V98H177ZM194 97V98H192ZM204 97V98H202ZM220 97V98H219ZM57 98V99H56ZM173 100H172V99ZM200 98V99H198ZM211 98H212V101H211ZM214 98V99H213ZM230 98V99H229ZM6 99V98H5ZM21 99V100H22ZM31 99V100H30ZM33 99V100H32ZM48 99V100H47ZM50 99V100H49ZM154 99V97H153ZM161 99V100H163ZM193 99V100H192ZM201 99H202V102H201ZM205 99V100H204ZM207 99V101H206ZM222 99V100H221ZM224 99L226 101H224ZM231 99H233V101L230 103ZM248 99V97H247ZM251 99V98H249ZM30 100V101H29ZM35 100V101H34ZM47 100V101H46ZM171 100V101H170ZM200 100V101H198ZM210 100V101H208ZM217 100H220V101H217ZM228 100V101H227ZM32 101V102H31ZM58 103H57V102ZM158 101V100H157ZM166 101V102H168ZM215 101V102H214ZM236 101V102H235ZM244 101V102H242ZM38 104H36V103ZM45 102V103H44ZM50 102V103H49ZM159 102V101H158ZM209 102V103H208ZM243 104H242V103ZM250 102V103H249ZM32 103V104H31ZM40 103V104H39ZM53 103V104H52ZM176 103V102H175ZM205 103V104H204ZM207 103V104H206ZM216 103V104H215ZM228 103V104H226ZM240 103V104H239ZM245 103V105H244ZM250 104L249 107L247 106V104ZM47 104V106H46ZM171 104V103H170ZM169 104V105H170ZM205 106V108L208 110V111H205V113L207 112V114L205 115L204 114V110H206L203 106ZM211 105L209 107V105ZM216 105V106H212V105ZM226 104V105H225ZM40 105V106H39ZM61 105V106H60ZM204 108L202 109V111L200 110L201 107ZM219 105V106H218ZM224 105V106H223ZM232 105V106H231ZM56 106V107H55ZM65 106V107H63ZM173 106V110L175 109L176 112L178 110L181 109V105L180 104H177L174 105L172 104ZM180 106V107H179ZM197 109H196V107ZM208 106V107H207ZM239 106V107H238ZM246 106V109L248 108L250 110V113L249 110H245L243 107ZM179 109H178V108ZM195 108V110L193 108ZM216 107V108H215ZM219 107V108H218ZM231 107V108H229ZM234 107V108H232ZM238 107V108H237ZM253 107H255L254 111H256V114H254L255 112L253 111ZM36 108V109H34ZM57 108V109H56ZM59 108V109H58ZM62 108V109H61ZM209 108H213L214 110H216V113L217 115H215L212 111H214L213 109H209ZM221 108V109H220ZM224 108V109H223ZM228 108V109H227ZM150 108L147 107L145 109V113L148 112ZM178 109V110H177ZM223 109V111L221 112V110ZM241 109V110H240ZM46 110V111H45ZM174 110V111H175ZM194 110V111H193ZM197 110V111H196ZM232 112H230V111ZM262 110V111H261ZM37 111V112H36ZM201 113H199V112ZM219 111V112H217ZM229 111V112H228ZM242 111V112H241ZM34 112V113H33ZM192 112V113H191ZM203 112V113H202ZM210 114H209V113ZM215 112V111H214ZM241 112V113H240ZM248 112V113H247ZM260 112V113H258ZM263 112V113H262ZM36 113V114H35ZM231 113V114H230ZM234 113V114H233ZM246 113V114H244ZM66 113H64L65 115ZM71 114V115H70ZM137 114H140V113H136L135 115ZM196 114V115H195ZM203 114V115H202ZM71 116L72 119L76 120V119H79V115H77L76 113H67L65 116ZM73 115V116H72ZM134 115V118H139L141 116L140 115H137L135 116ZM149 115V113H148ZM199 115V116H197ZM209 116L210 117H206L205 116ZM212 115V117H211ZM246 115V116H245ZM255 115V116H253ZM261 115V116H260ZM78 116V118H77ZM151 116V114L149 115ZM227 117L224 119V117ZM248 116V117H247ZM251 116V117H249ZM253 116V117H252ZM257 116V117H256ZM201 117V118H200ZM204 117V118H203ZM218 117V118H217ZM223 117V118H222ZM263 117V118H262ZM200 118V119H199ZM203 118V119H202ZM210 118V119H209ZM215 118V119H214ZM217 118V120H216ZM261 120H260V119ZM137 119H135L134 121H137ZM214 119V120H213ZM228 119V120H227ZM199 120H201V122H199ZM204 120V121H202ZM207 120H210V121H207ZM132 121V120H131ZM153 121V120H152ZM207 121V122H205ZM216 121V122H215ZM221 122V123H220ZM262 122V123H261ZM135 123V122H134ZM216 123V125H215ZM219 125H218V124ZM231 123V124H230ZM236 124V125H235ZM257 124V125H256ZM1 125V124H0ZM231 125V126H230ZM235 125V126H234ZM252 126V127H251ZM255 126V127H254ZM207 127V128H206ZM224 127V128H223ZM237 127V128H236ZM261 129H259V128ZM213 130H212V129ZM229 128V129H228ZM251 128V130H250ZM257 128V129H256ZM209 129V130H208ZM256 129V131H255ZM156 130V131H155ZM196 130V131H195ZM200 130V132L198 131ZM211 130V131H210ZM227 130V131H226ZM259 130V131H258ZM152 133H151V138L154 140L158 137V133L159 130L157 131V129H152ZM208 131V132H206ZM252 131V132H251ZM255 131V132H254ZM156 132V133H155ZM202 132V133H201ZM160 133V132H159ZM200 148V147H199ZM54 150V149H53ZM53 152V151H51ZM48 157V155L45 156V158L41 159L38 163V168L40 169V172L42 173V171L44 172L46 168V163L44 160H46ZM262 159V158H261ZM6 161V160H5ZM42 163V165H41ZM3 167V169H2ZM7 165H1L0 166V205H2V193H3V190L6 189L7 192H12L13 191V188H12V184H10V182L7 180H2L3 177H10L11 173L13 174V169L11 168V170H6ZM47 170V169H46ZM6 171L4 174L3 172ZM8 171L10 173H8ZM43 174V173H42ZM9 175V176H8ZM8 181V182H7ZM50 181H52L50 179ZM6 183H8L9 185H7ZM11 185V186H10ZM10 186V187H9ZM6 187V188H4ZM4 188V189H2ZM12 188V189H11ZM1 209V208H0ZM178 226L177 224H170L169 227H168V231H163L161 229H149L148 231H141V229L137 228L135 229H122L121 231H119L118 233L115 231L114 233V237L117 239L115 240L112 244V249L113 250H117V249H121L122 251H125L127 253H139V254H146L148 253L149 249L150 248H153L155 247V245H158V239H162L160 237H164L163 239H167V238H170V237H177V238H183L185 236H198V235H215L212 231L214 230H210V229H207V228H202V226H197V227H194L192 228L191 227V220L189 221H185L182 225H180V227H176ZM176 227V228H175ZM261 228V229H260ZM263 228V229H262ZM257 231H256V230ZM251 228V229H235L233 230V234H232V230L230 232H227V233H230L231 235H235V234H244V235H247L249 236V241H248V246L246 247V249L249 251L250 255L248 260H245L242 258H239L238 257L236 258L237 260V263H236V260L234 263L232 264H244V262H247V264H250L251 262L250 261H255L254 263H251V264H259V263H262L264 264V227H256V228ZM262 230L260 232V230ZM137 230V231H136ZM248 230V231H247ZM198 231V232H196ZM201 233H200V232ZM208 233H207V232ZM245 231V232H244ZM4 232V233H3ZM130 234H129V233ZM141 232V233H140ZM195 232V233H194ZM204 232V233H203ZM212 232V233H210ZM253 232V233H251ZM144 233V234H143ZM197 233V234H196ZM6 234V235H5ZM128 234V235H127ZM135 234V235H133ZM138 234V236H137ZM7 235H9V233L1 227V224H0V264H5L4 261H6V256L8 255V244H7ZM130 235V236H129ZM133 235V236H132ZM135 236V237H134ZM120 237V238H118ZM123 238V242L121 243H117L119 241H122V238ZM132 237V238H131ZM130 238H131V243H130ZM129 239V243L127 242ZM135 242H134V240ZM251 239V240H250ZM261 239V240H260ZM259 240V241H257ZM263 240V241H262ZM125 241V242H124ZM141 243H140V242ZM256 241V242H255ZM127 242V243H126ZM139 242V243H138ZM123 243V244H122ZM126 243V244H124ZM253 243V244H252ZM128 244V245H127ZM130 244H132L130 246ZM116 245H120V246H117L119 248H116ZM2 246V247H1ZM115 246V247H114ZM124 247V248H123ZM160 247H163L162 245H160ZM239 246L236 247V249L238 248ZM4 248V249H3ZM130 248V249H129ZM134 248V249H133ZM253 248H256L255 250ZM235 249L234 247V251L237 252V250ZM251 249V250H250ZM262 249V250H261ZM163 250V249H161ZM262 252H261V251ZM138 251V252H136ZM259 252L260 254H258L257 252ZM144 252V253H143ZM256 253V254H255ZM258 254V255H257ZM255 256V257H254ZM258 256V257H257ZM242 259V260H240ZM257 259V260H256ZM2 261V262H1ZM240 261V262H239ZM242 261V262H241ZM257 262V263H256ZM226 264V263H224Z\"/></svg>","mask_w":264,"mask_h":264}]
</instances>
